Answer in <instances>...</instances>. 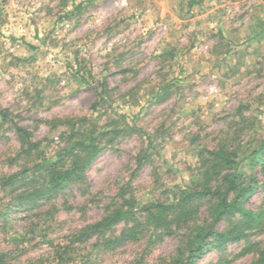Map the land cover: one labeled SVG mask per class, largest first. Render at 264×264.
<instances>
[{"label": "rangeland", "instance_id": "obj_1", "mask_svg": "<svg viewBox=\"0 0 264 264\" xmlns=\"http://www.w3.org/2000/svg\"><path fill=\"white\" fill-rule=\"evenodd\" d=\"M0 109L47 161L79 140L59 121L83 120L100 141L80 182L29 207L7 209L20 181L0 189L3 264H56L69 242L73 264L168 259L176 236L144 224L142 208L185 190L223 139L253 184L243 208L260 222L195 264H249L264 247V158L253 154L264 139V0H0ZM18 150L0 122V176L31 181L40 160L12 162ZM122 191L127 224L77 241Z\"/></svg>", "mask_w": 264, "mask_h": 264}, {"label": "trees", "instance_id": "obj_2", "mask_svg": "<svg viewBox=\"0 0 264 264\" xmlns=\"http://www.w3.org/2000/svg\"><path fill=\"white\" fill-rule=\"evenodd\" d=\"M0 122L12 125L19 143V150L11 159L12 162L18 160L25 162L32 157L40 160L39 165L35 164V167L40 169L35 172L36 178L31 181L25 182L24 178L16 179L17 174L0 176L2 190L12 188L18 183L17 181L21 184L22 192H19L16 199L7 205V209L29 207L35 201L57 192L66 184L80 182L100 142L98 134L91 138V133L85 135L81 132L84 129L83 120L78 121L77 126L76 122L71 124L70 121H59L71 127V130H75L79 140L69 147L65 146L64 154L61 153L54 160L47 161L38 154L39 143L33 142L26 129L13 123L8 110L0 109ZM260 143L253 154L260 153L264 158V139ZM237 158V150L229 148L227 140L223 139L208 153V157L203 159L197 179L185 190L172 191L170 202H155L142 208L145 212L142 216L144 224L164 234L176 236L173 254L168 259L158 260L155 264H195L209 248L240 241L255 229L260 222L259 216L243 208L246 199L254 191L253 184L244 179V175L237 167ZM118 197L120 204L116 208L112 209L108 206L98 221L87 224L75 232L74 237L77 241L80 239L88 241L121 222L127 224L128 217L133 216L131 198H125L123 191ZM202 206L201 213L199 209ZM220 223H226V227L221 232H217L216 228ZM125 238L131 239L133 236L128 235ZM70 244L72 242L59 247L54 252L56 264H73L71 254H67ZM250 249L251 246L244 251ZM250 252L255 254V258L249 264H264V247ZM0 264H3V261H0ZM79 264H90V262L86 259ZM130 264L147 263L144 262L143 257H138Z\"/></svg>", "mask_w": 264, "mask_h": 264}]
</instances>
